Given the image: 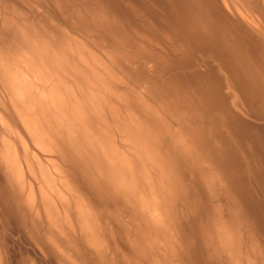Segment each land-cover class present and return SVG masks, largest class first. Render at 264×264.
Returning a JSON list of instances; mask_svg holds the SVG:
<instances>
[{"label": "rangeland", "instance_id": "1", "mask_svg": "<svg viewBox=\"0 0 264 264\" xmlns=\"http://www.w3.org/2000/svg\"><path fill=\"white\" fill-rule=\"evenodd\" d=\"M25 53L49 77L35 83L36 107L15 94L12 73H27L15 62ZM0 57L3 248L21 240L11 228L22 217L13 185L30 179L38 191L47 168L70 186L64 203L96 217L113 252L137 251V263H147L137 203L115 190V167L67 132L73 108L122 151L150 159L187 243V264H234L216 244L223 225L243 257L264 264V0H0ZM13 152L25 179L17 169L7 174Z\"/></svg>", "mask_w": 264, "mask_h": 264}, {"label": "bare ground", "instance_id": "2", "mask_svg": "<svg viewBox=\"0 0 264 264\" xmlns=\"http://www.w3.org/2000/svg\"><path fill=\"white\" fill-rule=\"evenodd\" d=\"M15 62L20 63V66L24 65V71H27V73H22L21 76L19 75L18 71L12 73V75L14 76L13 81L16 84L15 86L17 87L16 91L19 90V92L15 93L16 96L23 97V99L26 98V106H37L39 103L36 104V101L39 97L33 93V91L35 92L36 90L35 83L36 81H49V77L44 76L41 73V65L35 58H32L31 54H20L17 61ZM2 64V61H0L1 70L4 71L5 67ZM1 80L3 81V79ZM47 97L49 98V96ZM49 99H51V101L55 103L54 105H57L59 107L60 102L58 100L54 98ZM69 111L70 108L67 112L69 113ZM58 112L59 116L69 115L67 113L66 115V110H63V108L61 107H59ZM71 112L73 117L72 119L75 120V123L73 125H70L68 122L69 119L68 121L64 119L69 124H65L67 132L75 137L79 138V136H82V138H85L84 140L80 138V140L82 141V143H86L89 148L91 147V149H93L94 152L97 153L96 158H94L95 160L97 159L98 162L100 161L101 163H103L109 170L113 169L112 167L117 168L118 171L115 168L114 170H111V177L114 179V183L116 184L114 185L116 186L115 190L120 192L119 194L125 195V197L129 199V201L131 200L133 203L136 201L137 203L134 204L137 205L136 212L137 214H139L138 216L140 217L142 222L140 225V234L145 244L144 256L146 257V264H187V243L185 244V240L179 233V227L177 226L176 220L174 218L171 207L172 203L168 197L169 195L167 194V189L162 183L159 176L156 175L152 170L150 159L146 158L145 155L140 154V152L127 154L126 151H122L119 146L116 145L114 140H112V137L108 136L104 130H99L101 132L100 133L97 129H92L87 124L85 125L82 123L83 118L79 113L74 111L73 108ZM69 118L71 119V117ZM4 123L2 124V120H0V129H3L1 132L5 133L4 130L6 129V125ZM78 123H81V130H78V127L76 126V124ZM27 128L28 130L30 129V127ZM29 131L28 133H30ZM123 142L125 145L129 144L127 140H123ZM17 146H20V153H22V155L28 153L26 152L28 151V149L23 145V141L17 143ZM46 146L49 147V144ZM120 146L122 147V144ZM53 147L56 148L55 145ZM101 147L105 149V151H101ZM24 148L27 150H24ZM55 150L56 149H54V151ZM41 151H43V149ZM13 153L15 159H12L9 172H7V174L12 175V173H14V170L17 169L22 178L25 179L26 175L24 176L23 169L21 168V166L16 165L18 156L15 152ZM93 156L91 157L92 159ZM30 158L33 159L34 157L31 156ZM36 159L38 160L37 157ZM28 163L27 166L31 165ZM136 166L139 167V170L137 169L138 171L134 170ZM40 172V178L42 176L43 181L39 180L40 186L38 191L35 190L31 184L28 186L26 185L28 182H31L30 179L21 188L19 187V184L13 185L15 187H13V190H15L16 194L15 197L17 198V200L21 201L20 203L18 202L16 204V207H14V209L20 212L22 217L19 224L13 221L11 228L14 231L20 233L21 240L18 238L17 241H14V243L11 244L10 250L8 248H3V246L0 244V264H84V243L88 250L87 253H89L90 260L93 264H139V262L137 263V256L135 257L136 254L138 255L137 251L135 252L133 250L134 253L132 256H118L115 253L117 252L116 250L115 252H113V249H110V247L112 246L110 245L109 247V242H107L105 237L101 235V230H98L99 228L94 222L96 220V217L95 220H91L92 217H90L88 211H85L84 209L82 210V208L80 209L81 205L79 204L74 210H72L66 203H64V201H67L66 196L68 195V189L70 188V186L68 188V186L66 184L64 185V183H61V185L57 184L56 178L53 176V174H51L50 171L47 170V168L41 169ZM35 176L37 177V175ZM12 177L9 178V181L11 182V184H15L14 178ZM133 203H130L132 207ZM142 224L144 226H142ZM233 238L236 237L232 232H229V230H227L225 225L217 229V235L215 238L216 244L220 248L221 252H223L227 256V258L231 259L230 257H233L234 260H232L234 264H255L254 260H251L250 257H243L240 254V250L238 249V246H236V244L233 242L235 240ZM4 251L12 255V261H8L7 258H5L9 254L5 256ZM254 258H256V256ZM260 264H262V262Z\"/></svg>", "mask_w": 264, "mask_h": 264}]
</instances>
